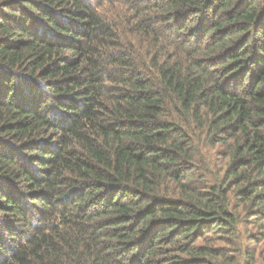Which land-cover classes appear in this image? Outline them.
Masks as SVG:
<instances>
[{
	"label": "trees",
	"instance_id": "1",
	"mask_svg": "<svg viewBox=\"0 0 264 264\" xmlns=\"http://www.w3.org/2000/svg\"><path fill=\"white\" fill-rule=\"evenodd\" d=\"M259 235L264 0H0V264H256Z\"/></svg>",
	"mask_w": 264,
	"mask_h": 264
},
{
	"label": "rangeland",
	"instance_id": "2",
	"mask_svg": "<svg viewBox=\"0 0 264 264\" xmlns=\"http://www.w3.org/2000/svg\"><path fill=\"white\" fill-rule=\"evenodd\" d=\"M258 232L260 234L262 233V230H258ZM261 236L263 235H259L256 239V241L258 243H254L253 241L251 243H249V248L251 249V253L255 252V257H256V264H264V240H261L260 238H262ZM248 243V241L246 242ZM253 251V252H252Z\"/></svg>",
	"mask_w": 264,
	"mask_h": 264
},
{
	"label": "clouds",
	"instance_id": "3",
	"mask_svg": "<svg viewBox=\"0 0 264 264\" xmlns=\"http://www.w3.org/2000/svg\"><path fill=\"white\" fill-rule=\"evenodd\" d=\"M104 6H106V4H101V5H99V6L97 7V10H98V11L102 10V8H103Z\"/></svg>",
	"mask_w": 264,
	"mask_h": 264
}]
</instances>
